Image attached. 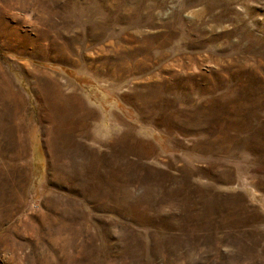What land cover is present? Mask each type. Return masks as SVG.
<instances>
[{"label":"rangeland","instance_id":"1","mask_svg":"<svg viewBox=\"0 0 264 264\" xmlns=\"http://www.w3.org/2000/svg\"><path fill=\"white\" fill-rule=\"evenodd\" d=\"M0 264H264V0H0Z\"/></svg>","mask_w":264,"mask_h":264},{"label":"bare ground","instance_id":"2","mask_svg":"<svg viewBox=\"0 0 264 264\" xmlns=\"http://www.w3.org/2000/svg\"><path fill=\"white\" fill-rule=\"evenodd\" d=\"M70 45V44H69ZM68 46V45H67ZM69 49L71 52H73L74 51V48L73 47H71V46H69V47H66V49ZM65 49V48H64ZM67 49V50H68ZM60 59L61 60H66V59H68V58H66L65 56H60ZM73 61V60H72ZM101 71H103V68H101ZM26 72H27V74L28 75H30V76H34V83H38V85H35L36 86V88H37V90H38V92H40L41 93V90H43L44 89V87H45V85L44 84H46V83H51V84H53V85H55V87H56V90H57V92H59V90H60V79H58V77L56 76V75H54V74H52V73H50V72H47V71H44V70H39L38 69V71H36V70H34L33 68L32 69H26ZM43 76V77H42ZM32 78V77H31ZM41 81H43V86H42V88H39L40 86H39V83L41 82ZM68 84V83H67ZM67 84H66V86H67ZM54 87V88H55ZM70 89V88H69ZM72 90V89H71ZM53 92V91H52ZM56 92V93H57ZM62 92V91H61ZM46 93V92H45ZM73 93V92H72ZM52 94V93H51ZM45 95V94H44ZM38 96V95H37ZM41 96H43V95H41ZM54 96V95H53ZM61 96V95H60ZM60 98V97H59ZM67 100H68V104L67 105H65V104H63L61 107L60 106H51V107H48L47 108V116H48V120H50V123L52 124L51 126H54L55 125V120H56V115H59V113H58V111H57V109L58 110H60L61 109V114H67V113H70V112H74L75 110H77L78 109V107H80V105L78 104L79 102H77L76 101V99L74 98V97H68L67 98ZM85 101V100H84ZM43 102V101H42ZM64 102H65V99H64ZM43 107H46V106H43ZM83 107V106H82ZM81 108V107H80ZM87 110H88V108H87ZM91 110V109H90ZM80 111H81V109H80ZM81 113V112H80ZM74 114V113H73ZM91 114V113H90ZM45 115V114H44ZM90 116V115H89ZM58 119V118H57ZM61 119V118H60ZM83 120V119H82ZM89 121V120H88ZM49 122V121H48ZM59 126V125H58ZM55 127H56V125H55ZM55 136H57V135H55Z\"/></svg>","mask_w":264,"mask_h":264}]
</instances>
